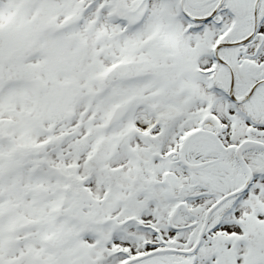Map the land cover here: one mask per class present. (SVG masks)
I'll return each mask as SVG.
<instances>
[{"label":"snow or ice","instance_id":"snow-or-ice-1","mask_svg":"<svg viewBox=\"0 0 264 264\" xmlns=\"http://www.w3.org/2000/svg\"><path fill=\"white\" fill-rule=\"evenodd\" d=\"M0 264H264V0H0Z\"/></svg>","mask_w":264,"mask_h":264}]
</instances>
